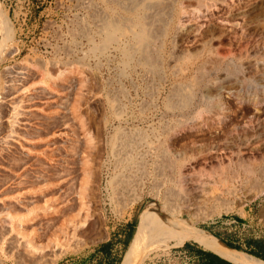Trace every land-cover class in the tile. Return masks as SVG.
Instances as JSON below:
<instances>
[{
	"label": "rangeland",
	"instance_id": "rangeland-1",
	"mask_svg": "<svg viewBox=\"0 0 264 264\" xmlns=\"http://www.w3.org/2000/svg\"><path fill=\"white\" fill-rule=\"evenodd\" d=\"M114 1L0 0V264H109L108 260L114 263V250L111 258L97 250L107 241L112 246L117 242L119 264H143L149 256L166 253L185 242L199 244L216 253L195 241L171 240L160 241L145 249L139 247L130 256L132 242L142 222L148 215L154 217L160 212L175 227L192 228L214 247L230 248L264 262L246 252L254 249L249 241L264 240V105H247L248 110H243V105L229 104L232 99L226 97L230 110L224 122L217 114L206 112V106L199 107L197 101L196 108L192 105L183 110L186 118L180 111L171 115L164 109L167 97L181 89V95L178 93L170 100L180 106L177 102L190 92L192 83L189 82L193 76H200L196 71L207 55L224 61V65L240 62L251 69L255 61L264 62V39L255 32L256 28L264 27V0H179L177 5L183 10L177 15L175 0H159L160 4L152 0L159 10L150 0H146L149 9L144 7L145 0H141L142 3L137 0L138 8L127 0V6L134 9L129 13L123 3L126 0ZM138 13L149 23L144 25L153 28L149 26L146 34L149 30L156 32L153 41L148 40L150 32L147 39L151 42L152 54L164 53L170 64L161 67L156 54L157 61L150 63L153 66H149L150 69L145 63L142 65L145 61L141 51L137 53L132 49L125 54L122 48L134 47L131 35H127V39L117 35L122 41L121 51L116 50V43L111 42L109 46L102 43L104 34L101 30L107 21L115 23L118 20V24L126 28L128 20H135ZM147 17L151 18L150 22ZM167 22L172 25L168 26ZM177 29L188 42L181 38L178 47L173 49L171 35ZM163 31L167 33L166 39L162 36ZM125 41L126 46L123 45ZM160 42H164V46ZM182 51L195 56L190 54L191 63L184 61L177 63L178 66L170 53L184 57ZM137 58L142 61L139 63ZM30 63L36 67H31ZM185 63L191 64L190 68L196 72L187 73V82L185 79L181 84L179 81L164 82V74L171 79L173 70L182 64L185 68ZM154 66H159L160 70ZM70 68L74 72L62 80L56 79L54 90L45 92L41 89V72L45 69L54 79ZM247 74L254 77L256 72L251 70ZM184 84L189 85L188 92L184 91ZM208 87L207 83L202 86L204 92L210 90ZM243 87L248 94L258 93L256 84L245 82ZM197 111L202 116H198ZM192 117L198 119L194 122ZM178 118L187 119L189 124L196 126L179 129L166 137L169 129L173 130L172 126L174 129L180 126H176L182 122ZM86 134L93 138L94 148L84 145ZM164 136L171 139L169 149L172 152H184L186 145L194 143L203 151L202 155L185 162L182 175L186 176V181L179 178L180 183L177 182L178 177L172 169L163 166L164 159L159 154L167 143ZM147 142L153 144L150 148L163 145H159V149L152 148L153 153L146 151L150 150ZM157 155L159 157L155 158ZM156 160L162 161L158 164ZM85 166L89 167L92 177L86 195L80 198L77 191ZM220 170L224 172L220 174ZM223 173L229 174L228 177L223 179ZM173 182L179 184L175 186ZM169 189L178 196L168 197ZM46 200L50 204L48 213L38 207ZM170 206L179 207L182 215L170 219ZM33 207L35 214L29 216L24 210ZM79 207L83 208L81 222L76 219ZM9 216L19 217L20 222V217H29L19 230L21 236L31 239L39 252H31L25 247L21 236L18 241L21 243H17L16 235L10 231ZM128 225H131L133 235L128 239L129 246L128 243L125 246L122 239L127 235L123 236L122 229Z\"/></svg>",
	"mask_w": 264,
	"mask_h": 264
},
{
	"label": "bare ground",
	"instance_id": "bare-ground-1",
	"mask_svg": "<svg viewBox=\"0 0 264 264\" xmlns=\"http://www.w3.org/2000/svg\"><path fill=\"white\" fill-rule=\"evenodd\" d=\"M130 1H131V3H130ZM130 1H128V3H130L132 6H133V4L135 5V6H137V7H135V8H138L139 7V5H140V3H138L137 2V0H130ZM139 1V0H138ZM141 1V0H140ZM146 1V0H145ZM147 1H149V0H147ZM146 1V3L147 4H145L144 5V7H147V6H149V8H150V5H148V3L149 2H147ZM156 1V0H155ZM165 1V0H164ZM114 2H118L117 0L116 1H114ZM121 2H123V1H121ZM152 0H150V3H151V5H153L152 4ZM157 2L160 4L161 2H159V0H157ZM171 2H173V0H171ZM178 2H179V0H175L174 1V4H175V6L178 4ZM120 3V2H119ZM119 3H117L118 4V6L120 5ZM123 3H127V0L126 1H124ZM133 3V4H132ZM141 3H142V1H141ZM154 3V2H153ZM156 3V2H155ZM154 3V5H156ZM204 3V2H203ZM158 4V5H159ZM171 4H173V3H171ZM182 4V3H181ZM209 4V3H208ZM123 5V4H122ZM121 5V6H122ZM147 5V6H146ZM162 5H163V3H162ZM167 5H168V3H167ZM125 5H123L122 7H124ZM129 6V5H128ZM127 6V4H126V8L128 7ZM132 6L131 7H128V12L127 13H129V12H133L134 11V9L132 8ZM157 6V5H156ZM159 6H161V5H159ZM164 6V5H163ZM171 6V5H170ZM180 6V5H179ZM178 5H177V7H176V9H175V11L177 12H174V13H176V15L181 11L182 12V8H181V6L179 7ZM203 6H205V5H203ZM143 7V8H144ZM155 7V6H154ZM179 7V8H178ZM202 7V6H201ZM140 8H142V6L140 7ZM139 8V9H140ZM142 8V9H143ZM148 8V7H147ZM148 8V9H149ZM159 8H161V7H159ZM164 8V7H163ZM172 8V7H171ZM185 8V7H184ZM124 9V11H127L125 8H123ZM139 9H137V10H139ZM146 8H144V10H145ZM169 9V8H168ZM182 9V10H181ZM151 10V9H150ZM152 10H153V8H152ZM151 10V11H152ZM157 10H159L158 9V6H157ZM140 11V10H139ZM142 11V10H141ZM148 11V10H147ZM147 11H145V12H147ZM155 11V10H154ZM144 12V13H145ZM161 12H164V10H162ZM172 12V11H171ZM198 12V11H197ZM115 13V12H114ZM169 13V12H168ZM141 14V13H140ZM127 15V14H126ZM137 15V14H136ZM138 15H139V13H138ZM152 15H153V13H152ZM157 15H158V13H157ZM144 16V15H143ZM142 16V17H143ZM147 16V15H146ZM149 16H150V13H149ZM171 16H172V14H171ZM102 17V16H101ZM113 17V16H112ZM140 15H139V17L138 16H136V18H135V20H133V19H130V20H128L129 22H127V21H125V23L127 22V27L126 28H123V26L121 25V24H118V20L116 21V18L114 19L116 22V24L115 23H108V21H107V23L103 26V24H102V30H101V33H103L104 34V38H103V41H102V43H105V45H108L109 46V44H111V42H113V43H116V44H118V46L116 45V50H120L121 51V49H120V45H122V44H120L122 41H121V39L120 38H118V36L117 35H121V37H125L126 39H127V35H131V36H129V37H132L131 38V40L133 39V42H134V44L132 45V46H134L133 48L131 47H128L127 49H125V47L124 48H122V49H124V52H125V54L126 53H129L132 49H136V51H137V53H138V51L140 52L141 51V54H142V58L144 59L143 61H145V62H143V64L142 65H144V63H145V66L146 65H148V67L149 66H151V68L153 67L152 65H150V63H154V61H157V60H155V55L157 54H155L154 55V53L152 54V50H151V45H150V43L151 42H149V41H147V39H148V37H149V32L150 31H154V30H149V32L147 33L148 34V36H147V34H146V32H147V30L146 29H148V27L150 26V29H153V28H151V25H148V27H147V24H149L147 21V24H146V26L144 25V23H146L143 19L145 18V17H143L142 18ZM154 18L156 17V14H155V16H153ZM159 17V16H158ZM157 17V18H158ZM124 18V17H123ZM129 18H130V16H129ZM133 18V17H132ZM227 18V17H226ZM95 19V18H94ZM106 20L108 19L109 20V18H105ZM119 19H122L121 17L119 18ZM125 19V18H124ZM127 19V18H126ZM125 19V20H126ZM161 19V18H160ZM173 19V18H172ZM171 19V20H172ZM176 19V18H175ZM211 19H213V17L211 18ZM218 19V18H217ZM98 20V19H97ZM123 20V19H122ZM147 20L150 22L151 21V18L150 19H148V17H147ZM161 20H163V19H161ZM165 20V19H164ZM214 20V19H213ZM223 20V19H222ZM111 21H113V19L111 20ZM121 21V20H120ZM144 21V22H143ZM168 21H170V20H168ZM102 22V21H101ZM106 22V21H105ZM114 22V21H113ZM152 22L154 23V20H152ZM156 23H158L157 21H155ZM162 22V21H161ZM120 23V22H119ZM121 23H122V21H121ZM151 24V23H150ZM155 24V23H154ZM154 24H153V27H155L154 26ZM159 24V23H158ZM168 26L171 24L172 25V23H170V24H168V22L166 23ZM165 23H164V25H166ZM126 25V24H125ZM161 25H162V23H161ZM165 26V28H167L168 29V26ZM252 26H253V24H251ZM144 26L146 27V28H144ZM160 26V25H159ZM156 27H158V26H156ZM164 28V29H165ZM255 28V27H254ZM101 29V28H100ZM157 29V28H156ZM159 29H160V27H159ZM158 29V30H159ZM163 29V30H164ZM167 29H166V31H167ZM170 29H173V28H169V31H170ZM181 29V28H180ZM180 29H177L178 31H176L173 35H171L172 37H173V41H171V43L173 44L174 43V48L173 49H175L176 47H178L177 45H179L180 44V42H181V38H184L185 37V35H184V37H183V35H180L181 33H182V31H179ZM205 29H207L206 27H205ZM146 30V31H145ZM166 31H163L164 33L166 32ZM173 31H174V29H173ZM255 32H256V34L257 35H259L260 36V38L263 40L264 39V27H260V28H256L255 29ZM151 33V35H150V37H149V39L148 40H152L153 41V32H150ZM185 33V32H184ZM102 34V35H103ZM183 34V33H182ZM187 34V33H186ZM154 35H156V32H155V34ZM162 35V34H161ZM165 35H167V33H165L164 35H162V36H164V39H166L165 38ZM128 37V38H129ZM159 37V36H158ZM157 37V38H158ZM187 37V36H186ZM171 38V37H170ZM150 40V41H151ZM184 40H186L185 38H184ZM183 40V41H184ZM115 41V42H114ZM123 41H124V38H123ZM154 41H156V40H154ZM159 41V40H158ZM164 41V40H163ZM185 42H188L187 40L185 41ZM161 43V42H160ZM128 43H127V41H125V43H123V45L124 46H126ZM154 44V43H153ZM157 44V41L155 42V45ZM161 44H163V46H164V42L163 43H161ZM183 44V43H182ZM103 45V44H102ZM102 45H100V46H102ZM160 45V44H159ZM158 45V46H159ZM129 46V45H128ZM103 47H104V45H103ZM102 47V48H103ZM106 47V46H105ZM123 47V46H122ZM172 47V46H171ZM264 47V46H263ZM130 48V49H129ZM160 48V47H159ZM181 48V47H180ZM180 48H178L179 50H180ZM108 49V48H107ZM157 48L155 47L154 48V50H156ZM202 49V48H201ZM261 49H263V48H261ZM182 50V49H181ZM203 50V49H202ZM209 50V49H208ZM136 51H133V53L135 54L136 53ZM158 51H160V50H158ZM157 51V52H158ZM174 51H176V50H174ZM184 51V50H183ZM182 51V54H185V56L184 57H182V55L180 56V57H175L174 55H173V53H172V55H171V53H170V58H172V59H175L174 61H175V64H177V63H180V62H183L184 63V61L185 62H188V63H191V62H189L190 61V59H189V55L191 54H189V55H187V53H184ZM190 50H187V52H189ZM198 51V50H197ZM124 52H122V53H124ZM156 52V51H155ZM163 52V51H162ZM172 52V51H171ZM181 52V51H180ZM177 53L178 55L179 54H181V53ZM114 53H115V51H114ZM133 53H130V54H133ZM209 53H210V50H209ZM125 54H123V55H125ZM164 54V53H163ZM163 54H157V56H156V58H158L159 60H160V62H161V67H163L162 65H166V64H170L169 62H167L166 61V55L165 56H163ZM169 54V53H168ZM168 54H167V56H168ZM177 54H176V56H177ZM202 54V53H201ZM126 56V55H125ZM129 56V55H128ZM135 56V55H134ZM191 56H195V54L194 55H192L191 54ZM190 56V57H191ZM199 56V55H198ZM202 55H200L199 57H201ZM127 57V56H126ZM130 57H132L131 59H133L134 57L133 56H130ZM129 57V58H130ZM213 57V56H212ZM210 55H207V58L206 59H204L203 58V60L201 61V64L200 65H198V68H197V71L196 72H198L199 73V75L200 76H198L197 77V75H196V77L195 78H193L192 77V81L191 82H189V83H192L190 86L189 85H187L186 84V86H185V84H184V91L185 92H188L189 90H190V92H188V93H184L185 95H186V98H185V96H182L183 97V100L182 99H180V97L181 96H178L179 97V101H181V102H177V103H179V105L180 106H178L177 107V104H176V102H175V104H176V106L171 102L172 101V98H174L173 96H175V95H178V93H180V95H181V92H180V88H182V87H180V88H178L176 85H178L177 83H176V85H174V86H176L178 89H180V90H177L178 92H176L177 94H172V97H170V96H166L167 98V101H168V103H167V105H165L166 107H164V109L165 110H167L166 112L167 113H169V114H171V115H175V113H177V111L179 112L180 111V113H181V115L184 117V118H186V114H185V112L183 111L184 109H190V108H192L191 106L193 105V107H195V104H196V101L198 102V105H199V107L202 105V106H206V108L207 109H205L206 110V112H209V114H211V113H213V114H217L216 116H218V118H219V120L220 121H222V122H224V120L228 117V115H229V107H228V104H226V97H228V98H230V99H232L231 101H229V104H232L233 102L235 103V104H237L238 106H242L243 105V110H248V107H247V105H256V106H259V105H264V62L263 61H255L254 62V64L252 65L253 66V69H251L249 66H244V65H242V63H235V62H233V63H228L227 65H224L223 64V62L222 61H218V60H215V59H213ZM128 58V57H127ZM169 58V57H168ZM169 58V59H170ZM194 59H195V57H193ZM192 58V59H193ZM139 59H141V58H139ZM196 59H197V57H196ZM134 60V59H133ZM137 60H138V58H137ZM136 60V61H137ZM142 60H138V62L140 63ZM170 61V60H169ZM196 61H198V59L196 60ZM132 62V61H131ZM134 62V61H133ZM171 62V61H170ZM152 63V64H153ZM158 63V62H157ZM187 63V64H188ZM193 63H195V62H193L192 61V66L191 67H193L194 68V66H193ZM31 64V67H36L33 63H30ZM128 64V63H127ZM138 64V63H137ZM140 64V66L142 67V65ZM155 64H156V62H155ZM186 64V63H185ZM184 64V65H185ZM186 64V66H185V68L184 67H182L183 66V64H182V66L181 67H176L174 70H173V72H172V78L170 79V77L168 78V75L167 74H164V72H162L164 75H166V76H163L164 78H165V81H164V79H163V81L164 82H166V83H169V82H171V83H173L174 81L175 82H177V81H179L180 82V84L181 83H183V82H181V81H183L185 78H186V75H187V73L188 72H190L191 73V71H192V69L190 68V65L188 64L187 65ZM197 64V63H196ZM226 64V63H225ZM135 65V64H134ZM171 65L173 66V63H171ZM178 65V64H177ZM139 66V67H140ZM156 66V65H155ZM154 66V67H155ZM179 66V65H178ZM124 67V66H123ZM138 67V68H139ZM144 67V66H143ZM159 67V66H158ZM158 67H155L156 69H158ZM167 67H169V66H167ZM171 67V66H170ZM129 68V67H128ZM145 68V67H144ZM150 68V67H149ZM150 68V69H151ZM36 69V68H35ZM38 69V68H37ZM173 69V68H172ZM171 69V70H172ZM196 69V68H195ZM147 70V69H146ZM153 70V69H152ZM158 70H160V69H158ZM254 71V72H256V74H255V76L254 77H249L248 76V72H250V71ZM74 72V69L73 68H70L69 69V71H65V72H60L59 73V75L56 77V78H52L51 76H50V74L47 72V70L45 69V71L44 72H41V74L43 75L42 76V78H41V80H40V85H41V89L43 90V91H45V92H48V91H50V90H54V86H53V82L57 79V80H62V79H64V78H66L68 75H71L72 73ZM146 72H148V71H146ZM192 72H194V71H192ZM196 72H194V73H196ZM150 73H152V72H150ZM169 73V72H168ZM197 73V74H198ZM171 74V73H170ZM128 75V74H127ZM146 75V74H145ZM152 75H154L153 73H152ZM155 75H157V74H155ZM195 75V74H194ZM153 77V76H152ZM188 77V76H187ZM186 80V82H187V79H185ZM184 80V81H185ZM161 81V80H160ZM231 82V83H230ZM253 83V84H256L257 86H258V93H256V94H248V92L246 93L245 92V90L243 89L244 87H243V85H244V83ZM185 83V82H184ZM207 83V87L208 88H210V90L209 91H205L204 92V88L202 89V86L204 85V84H206ZM180 84H179V86H180ZM183 85V84H182ZM181 85V86H182ZM187 86H189V87H191V89H189ZM123 87V86H122ZM122 87H121V89H122ZM176 87H173V88H175V90H176ZM189 89V90H187V89ZM164 89V88H163ZM183 89H182V94H183ZM207 89V88H206ZM172 90V89H171ZM187 90V91H186ZM119 91V90H118ZM162 91V90H161ZM173 92H174V90H172ZM211 91H213V92H211ZM255 91V90H254ZM112 92V91H111ZM152 92H154V91H152ZM164 93V92H163ZM253 93V92H252ZM255 93V92H254ZM168 95V94H167ZM117 97V96H116ZM178 97H176L177 99H178ZM158 98V97H157ZM171 98V99H170ZM171 100V101H170ZM121 101V100H120ZM166 101V102H167ZM226 101V102H225ZM114 102V101H113ZM233 103V104H234ZM197 105V106H198ZM236 105V106H237ZM121 107V106H120ZM123 108V107H122ZM196 108V107H195ZM242 107H240V109H241ZM119 109V108H118ZM155 109V108H154ZM202 109H204V108H202ZM201 109V111H203ZM237 109V108H236ZM204 110V111H205ZM116 111V110H115ZM118 111V110H117ZM171 111V112H170ZM186 111V110H185ZM191 111V110H190ZM193 111V110H192ZM241 111V110H240ZM240 111H238L239 112V114L241 113ZM120 112V111H119ZM198 112V116H200L199 114H201V113H199L200 111H197ZM217 112V113H216ZM120 113H122V111L120 112ZM179 113V114H180ZM193 113V112H192ZM203 113V112H202ZM243 113V112H242ZM241 113V114H242ZM117 114V113H116ZM115 114V115H116ZM187 114H189V113H187ZM74 115V114H73ZM119 115V114H118ZM117 115V116H118ZM191 115V114H190ZM197 116V117H198ZM201 116H202V114H201ZM243 116V115H242ZM170 117V116H169ZM191 117V116H190ZM197 117H192V118H194V119H191V121H194L195 119H198ZM177 118V117H176ZM200 118V117H199ZM78 119H80V118H78ZM102 119V118H101ZM178 120H179V118H178ZM178 120H176L175 119V121H178ZM218 120V121H219ZM174 121V122H175ZM180 121H182L181 122V124L179 123ZM190 121V122H191ZM196 121V120H195ZM194 121V122H195ZM78 122V121H77ZM179 122H177V123H179V124H176V126L177 125H180L178 128L176 127V129H174L173 128V126H172V129L173 130H171V129H169V132H168V135L167 134H165L166 135V137H171V135H172V133L174 132V133H176V132H178L179 131V129H182V128H190L191 126L192 127H194L193 126V124H189V122H188V120L186 119H180L179 120ZM82 123H83V121H82ZM176 123V122H175ZM187 123V124H186ZM219 123V122H218ZM81 124V123H80ZM83 125V124H82ZM82 125H81V127H82ZM195 125V124H194ZM84 126V125H83ZM190 126V127H189ZM196 126V125H195ZM260 127V126H259ZM82 129H83V127H82ZM192 129V128H191ZM258 129V128H257ZM264 129V128H263ZM178 130V131H177ZM82 131V130H81ZM259 131V130H258ZM166 133H167V131H166ZM203 133V132H202ZM125 134H126V132H125ZM131 134V133H130ZM121 135H122V133H121ZM127 135V134H126ZM133 135V134H132ZM137 135H139V134H137ZM142 135V134H141ZM144 135V134H143ZM177 135V134H176ZM123 136H124V134H123ZM122 136V137H123ZM127 137V136H126ZM128 137H130V136H128ZM139 137V136H138ZM143 137V136H142ZM173 137V136H172ZM191 137V136H190ZM135 138V137H134ZM164 138H165V136H164ZM126 139V138H125ZM137 139H139V138H137ZM156 139V138H155ZM165 139H167V140H165L164 142H166L167 141V143H164V145L162 144V143H160L159 145L161 146V144L164 146H162L163 147V149H162V151L160 152V157L161 158H163L164 160H163V166L164 167H166V166H169L170 167V169H172V172L173 173H175V176H177L178 177V180H176L177 182H179V178H183L184 180L186 179L185 177H183V175L182 174H184L183 172H182V169H184V167H185V164L187 163V161H189V160H191L192 158H194V157H196L197 158V156H199V155H202V153H203V151H202V149H197L196 148V146H195V143L193 144V145H191L190 143V145H191V148H189V146L190 145H186V147H185V150H184V152L182 151V152H172V149L170 150L169 148H170V146H171V142H170V138L168 139V138H165ZM116 140H118V139H116ZM122 140V139H121ZM136 140V139H135ZM142 140H144V139H142ZM195 140V139H194ZM139 141H140V139H139ZM145 141V140H144ZM147 141V140H146ZM145 141V142H146ZM121 142V141H120ZM124 142V141H123ZM126 142H127V140H126ZM130 142V141H129ZM192 142H193V140H192ZM198 142V141H197ZM131 143V142H130ZM129 143V144H130ZM133 143V142H132ZM153 143V142H152ZM176 143V142H175ZM120 145L122 144V143H119ZM126 144V143H125ZM129 144L127 145V146H129ZM147 145H148V147L149 146H151V145H153V144H151V143H149V142H147L146 143ZM145 144V145H146ZM84 145L85 146H87V147H89L90 149L93 147L94 148V140H93V138L91 137V135L90 134H86L85 135V138H84ZM146 145V146H147ZM159 145H154V147L156 146V148H158V146ZM176 145V144H175ZM230 145V144H229ZM193 146V147H192ZM209 146V145H208ZM227 146V145H226ZM231 146V145H230ZM86 147V148H87ZM122 147V146H121ZM154 147H149V149L150 150H146V151H152L153 149L152 148H154ZM119 147L117 146V149H118ZM130 148V147H129ZM128 148V149H129ZM155 148V149H156ZM183 148V147H182ZM89 149V150H90ZM126 149V148H125ZM131 149V148H130ZM130 149H129V152H130ZM159 149V148H158ZM158 149H156V150H158ZM181 149V148H180ZM189 149H190V151H189ZM94 150V149H93ZM118 150H120V148L118 149ZM116 151V150H115ZM128 151V150H127ZM133 151V150H132ZM144 151V150H143ZM129 152H128V154H129ZM148 152H146V154L148 153ZM153 152V151H152ZM155 152V151H154ZM153 152V153H154ZM74 153V152H73ZM117 153V152H116ZM124 153H126V152H124ZM145 153V152H144ZM189 153H191V156L189 155ZM206 153V152H205ZM118 154V153H117ZM131 154V153H130ZM210 154V153H209ZM116 155V154H115ZM159 155H157V156H155V158L156 157H159ZM131 156V155H130ZM151 156V155H150ZM116 157V156H115ZM137 158V157H136ZM160 158V159H161ZM202 159V158H201ZM122 160V159H121ZM157 161V163L158 164H160L161 162H158V161H162V160H156ZM193 161H195L194 159H193ZM246 161V160H245ZM126 162V161H125ZM186 162V163H185ZM86 163H88V162H86ZM136 164V163H135ZM243 164V163H242ZM138 165V164H137ZM157 165V164H156ZM245 165V164H244ZM84 166V165H83ZM86 166H88V164L86 165ZM83 167V177H82V180H81V182H80V187H79V190L77 191L78 192V196L81 198V197H84L85 195H86V193H85V190H87V188H88V185H89V183H90V179H91V171L89 170V167L87 168V167ZM99 166V165H98ZM159 166V165H158ZM116 167V166H115ZM139 167V166H138ZM141 167V166H140ZM144 167V166H143ZM169 167H168V169H167V171L169 170ZM159 168V167H158ZM158 168H157V166H156V169L158 170ZM249 168V167H248ZM247 168V169H248ZM165 169V170H166ZM245 170H246V167L244 168ZM162 170V168L160 169V171ZM154 171H156V170H154ZM200 171V170H199ZM204 171V170H203ZM221 171V170H220ZM223 171V170H222ZM222 171H221V173L220 174H222ZM169 172V171H168ZM171 172V171H170ZM171 172V175H173V173ZM224 172V171H223ZM250 172H252V170H250ZM249 172V173H250ZM78 173V172H77ZM152 173V172H151ZM154 173H156V172H154ZM157 173H159V171L157 172ZM162 173V172H161ZM196 173H198V172H196ZM201 174H202V172H200ZM212 173V172H211ZM248 172H247V174H249ZM160 174V173H159ZM158 174V175H159ZM163 174V173H162ZM166 174V173H165ZM169 174V173H168ZM200 174V175H201ZM204 174V173H203ZM253 174H254V172H253ZM95 175V174H94ZM153 175V174H152ZM205 175V174H204ZM227 175H229V174H227ZM227 175H224V173H223V179L225 178V176H227ZM251 176V175H250ZM165 177H167V176H164V178ZM228 177V176H227ZM227 177H226V179H227ZM173 178V176L171 177V179ZM176 178V177H175ZM194 178H195V176H194ZM204 178V177H203ZM170 179V180H171ZM174 179V178H173ZM182 179V181H184ZM208 179V178H207ZM169 180V181H170ZM175 180V179H174ZM187 180V179H186ZM185 180V181H186ZM195 180H196V178H195ZM221 180V179H220ZM229 180V179H228ZM173 181V180H172ZM198 181V180H197ZM201 181H203V180H201ZM223 181V180H222ZM225 181H227V180H225ZM175 182V181H174ZM174 182H173V184H174ZM176 182V183H177ZM193 182H196V181H193ZM200 182V181H199ZM224 182V181H223ZM180 183V182H179ZM179 183H177V184H179ZM186 183H188V182H186ZM127 184V183H126ZM172 184V183H171ZM176 184V185H177ZM194 184H196V183H194ZM200 184V183H199ZM225 184H226V182H225ZM112 185V184H111ZM175 185V184H174ZM175 185V186H176ZM182 185V184H181ZM185 186V185H184ZM181 187V186H180ZM185 188V187H184ZM203 188V187H202ZM170 191H168L169 193H170V195H168V197H170V196H172V195H174V193H173V190L172 189H169ZM172 190V191H171ZM185 190V189H184ZM195 190V189H194ZM206 190V189H205ZM229 190V189H228ZM196 191V190H195ZM177 192H179V191H177ZM227 192V191H226ZM180 193V192H179ZM186 193V192H185ZM184 193V194H185ZM175 195H177V194H175ZM174 195V196H175ZM181 195V194H180ZM178 196V195H177ZM159 196H158V193H157V198H158ZM188 200H189V198H188ZM187 199H186V201H188ZM190 200H192V199H190ZM81 202L83 201V200H80ZM169 201H171L170 199H169ZM191 202V201H190ZM185 203V202H184ZM189 203V202H188ZM198 203V202H197ZM201 203V202H200ZM167 206L168 205H170V204H167V202L165 203ZM190 204V203H189ZM202 204V203H201ZM200 204V205H201ZM214 204V203H213ZM49 202H48V200H46L43 204H41V205H38V207H39V209L41 210V209H43L44 211H46L47 212V210L49 209ZM189 206V205H188ZM205 207V206H204ZM169 208V207H168ZM170 212L169 213H171V214H169L168 216H169V218L170 219H173V217L172 216H174V215H179V216H181L182 215V211H181V209H178L177 207L174 209L173 207H171L170 206ZM195 208V207H194ZM200 208H202L201 206H200ZM199 208V209H200ZM35 207H33V208H28L27 210H24L25 212H28L29 213V216H32V215H34L35 214ZM78 209H80V211H79V217L78 218H76V219H78V221H83V218H81V213H82V209L79 207ZM162 209H163V207H162ZM196 209V208H195ZM206 209V208H205ZM197 210V209H196ZM49 211V210H48ZM167 211V210H166ZM48 213V212H47ZM47 213H46V215H47ZM197 213V212H196ZM168 214V213H167ZM166 214V215H167ZM198 215V214H197ZM203 215V214H202ZM206 215V214H205ZM209 216V215H208ZM178 217V216H177ZM195 217V216H194ZM197 218H198V216H196ZM205 217V216H204ZM9 218H10V223L12 224V226H11V229H10V231H11V233H14L15 235H16V237L14 236V239L17 241V243L18 244H20L21 242H18V241H20L19 240V237L21 236V233H20V230H19V227L22 225V222H25L29 217H27V216H25V217H20V220H21V222L19 221V217H17V216H9ZM86 218V217H85ZM203 218V217H202ZM167 218H165L164 216H163V214L160 212L159 214H156V216H154V217H150L149 215L145 218V220L142 222V224L140 225V227H139V229H138V231H137V233H136V235H135V237H134V240H133V244H132V246H131V253H130V256L133 254V252L137 249V248H139V247H141L142 249H145V247H148V246H151V245H154V244H157L158 242H160V241H162V242H165V241H171V240H174V241H189V240H191V241H195V242H198V243H200V244H202V245H205L206 247H209V248H211V249H213L219 256H221V257H223V258H225V259H227V260H230L231 262H233V263H235V264H264V262L263 261H260V260H258V259H256V258H254V257H251V256H248V255H246V254H244V253H241V252H238V251H236V250H233V249H230V248H219V247H214V246H212V245H210V244H208V242L205 240V238L203 237V236H201V234L200 233H198V232H195V231H193V229L191 228V230H184V229H179V228H177V227H175L172 223H169L168 221H169V219H168V221L166 220ZM85 220V219H84ZM166 220V221H165ZM77 221V220H76ZM175 223V222H174ZM178 226V225H177ZM182 228V227H181ZM184 228V227H183ZM20 238H22L23 239V241H24V243H23V245H25V247H27L31 252H34V253H36L38 250H37V248L36 247H34V245L31 243V239L30 238H27V237H23V236H21ZM217 246V245H216ZM140 248V249H141ZM172 249V248H171ZM138 250V249H137ZM39 252V251H38ZM137 252V251H136ZM135 252V253H136ZM139 252V251H138ZM137 252V253H138ZM136 253V254H137ZM134 256V255H133ZM132 258V257H131ZM131 259H129V261H130ZM131 262V261H130ZM128 263V262H127Z\"/></svg>",
	"mask_w": 264,
	"mask_h": 264
},
{
	"label": "crops",
	"instance_id": "crops-1",
	"mask_svg": "<svg viewBox=\"0 0 264 264\" xmlns=\"http://www.w3.org/2000/svg\"><path fill=\"white\" fill-rule=\"evenodd\" d=\"M130 224V223H129ZM123 233L125 235L128 234V238L122 239V240H128L132 237L133 235V229L131 225H128V227L125 229L123 228ZM131 231V232H130ZM214 236H217L214 234V232H209ZM120 236V234H119ZM228 240V239H225ZM114 247V249H113ZM114 250V264H119V254L117 253V242H114V246L110 245L107 247L108 251V258L112 256V252ZM171 252L173 255H177L178 260L176 261L177 263H184V264H208L209 262L211 264H223L222 260H220L218 257L224 259L223 257L219 256L218 254L214 253L211 250L205 249L199 244L192 243V242H185L183 245L177 247V248H172ZM226 260V259H225ZM228 261V260H227ZM234 264V263H233Z\"/></svg>",
	"mask_w": 264,
	"mask_h": 264
},
{
	"label": "trees",
	"instance_id": "trees-1",
	"mask_svg": "<svg viewBox=\"0 0 264 264\" xmlns=\"http://www.w3.org/2000/svg\"><path fill=\"white\" fill-rule=\"evenodd\" d=\"M131 232V231H130ZM127 238H128V234H127ZM124 245L126 246L128 243V240H124ZM250 242V246H254V249H250L248 251H246L247 253H249L250 255H253L261 260H264V240L260 241V240H251ZM130 244V241L128 243V246ZM111 245V243L109 241L102 243L101 245H99L98 247V252L103 253L104 255L108 256V251H107V247H109ZM217 258H219L220 260H222L223 264H233L225 259H222L220 257L217 256ZM120 262V259H119ZM109 264H114L112 261L108 260ZM203 264V263H201ZM208 264H211L210 262Z\"/></svg>",
	"mask_w": 264,
	"mask_h": 264
},
{
	"label": "built area",
	"instance_id": "built-area-1",
	"mask_svg": "<svg viewBox=\"0 0 264 264\" xmlns=\"http://www.w3.org/2000/svg\"><path fill=\"white\" fill-rule=\"evenodd\" d=\"M175 257L177 255H173L170 249L166 253H157L149 256L143 264H180L176 262L178 258Z\"/></svg>",
	"mask_w": 264,
	"mask_h": 264
},
{
	"label": "water",
	"instance_id": "water-1",
	"mask_svg": "<svg viewBox=\"0 0 264 264\" xmlns=\"http://www.w3.org/2000/svg\"><path fill=\"white\" fill-rule=\"evenodd\" d=\"M221 241V240H220ZM222 242V241H221ZM223 244H225L226 246H228V247H230L229 245H227L225 242H222ZM225 259V258H224ZM227 260V259H226ZM229 261V260H228ZM229 262H231V261H229ZM231 263H233V262H231ZM235 264V263H234Z\"/></svg>",
	"mask_w": 264,
	"mask_h": 264
}]
</instances>
